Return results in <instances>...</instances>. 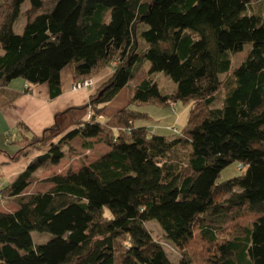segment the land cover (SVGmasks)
Masks as SVG:
<instances>
[{
	"label": "trees",
	"instance_id": "1",
	"mask_svg": "<svg viewBox=\"0 0 264 264\" xmlns=\"http://www.w3.org/2000/svg\"><path fill=\"white\" fill-rule=\"evenodd\" d=\"M253 1L0 0L6 104L43 84L55 99L66 67L76 82L113 70L76 107L90 115L73 129L63 133L55 121L37 136L17 124L8 160L41 154L0 189V204L15 205L0 211V264H173L150 221L178 250V264H264V16L248 12ZM156 73L175 89L161 92ZM15 79L25 88L11 86ZM126 86L129 101L105 116ZM178 101L190 105L182 130L164 135L137 123L150 116L133 104L175 109ZM98 143L108 150L77 169L35 177L67 151ZM233 163L240 173L219 182ZM37 183L48 187L27 191ZM32 232L50 238L35 244Z\"/></svg>",
	"mask_w": 264,
	"mask_h": 264
},
{
	"label": "crops",
	"instance_id": "2",
	"mask_svg": "<svg viewBox=\"0 0 264 264\" xmlns=\"http://www.w3.org/2000/svg\"><path fill=\"white\" fill-rule=\"evenodd\" d=\"M112 73V67L103 69L92 78L94 83L92 89L73 91L71 86L76 79L73 77L70 67H66L61 71V92L55 99H50L46 84L31 88L30 92L23 94L11 104H6L0 97V189L11 183L27 167L32 158L41 154V152H34L29 156L19 158L15 162L8 160L6 153L12 154L15 149L11 146V135L15 132L17 124L20 122L25 124L37 136L42 134L45 128L53 125L55 121L63 133L73 129L77 121H84L90 115L88 108L80 110L76 107L85 104L87 97L108 80ZM25 86L26 84L23 83L17 89H23ZM68 109L70 110L65 112ZM56 114L58 116H55ZM103 148L102 152L108 150L106 146ZM58 174L63 173L59 172ZM1 206L3 207L0 210L2 212L15 209L14 204L2 203Z\"/></svg>",
	"mask_w": 264,
	"mask_h": 264
},
{
	"label": "rangeland",
	"instance_id": "3",
	"mask_svg": "<svg viewBox=\"0 0 264 264\" xmlns=\"http://www.w3.org/2000/svg\"><path fill=\"white\" fill-rule=\"evenodd\" d=\"M26 9H27V4H24L22 6L23 13L25 12ZM248 12L258 13L264 16V0H254L251 6L248 7ZM24 23H25L24 17L20 16L14 29L17 32H19L22 26L24 25ZM249 48H250V45L247 44L245 45L242 51L236 54H233V56L231 57L233 68L237 67L241 63V61L246 56ZM222 79L224 80V83L226 85V81L229 80L230 77L228 78V75H223ZM154 80L155 82H157L160 91L164 93L172 92L176 87L173 81L162 73H156L154 75ZM74 82H76V80ZM22 85H23L22 79H15L11 84V86H13L14 88H18ZM93 85L91 89L93 88ZM81 89H87V88L83 87L78 90H81ZM121 90L122 92L118 93L112 99V101H110V103L106 105L105 110H104L105 116H110L112 113H114L120 107L124 106L129 101L128 87L126 86L122 88ZM226 92L227 91H224L223 88H221L218 91V93L216 94V96L218 97L215 103H213L214 104L212 105L213 107L214 106L219 107L222 104V101L226 95ZM88 102H89V96L85 100V104H87ZM83 105H80L79 107H82ZM132 107L149 113L150 117L148 119H141L137 121L138 124L150 126L151 128H154L157 133L164 134V135L171 134L170 131L172 130L173 127L176 128L177 130H182L186 126L188 114L190 111V105L183 104L180 101L175 102V107H174L175 109L171 108L169 105L159 104L155 102L136 103V104H133ZM60 137L61 135H58L55 139H53V142H56ZM11 138L13 140V135H11ZM103 150H104L103 146L98 143L96 147H94L93 151L91 152H85L79 149L75 152L67 151L65 157L60 161L58 165H55V166L49 165L45 169H39L35 172L34 175L37 179L42 180L50 176L53 173H57V174L59 172L65 173L68 169L75 170L78 167H80L83 163L89 162L90 160L94 159ZM239 173H240L239 165L236 163H233L221 171L218 181L220 182V181L226 180ZM47 187L48 185L37 183V184H33L29 186L27 191L33 192L37 190H44ZM4 203H7V202H4ZM9 204L12 205V203H9ZM1 208L3 209V207L0 204V210ZM146 226L151 232L152 236L161 243L163 249L165 250L167 254L168 259L173 264H178L179 259H180V254L178 250L176 249V247L172 243L166 240V238L164 237V233L162 232L160 227L154 221L147 222ZM31 236L35 244L44 243L50 238V235L48 233L32 232Z\"/></svg>",
	"mask_w": 264,
	"mask_h": 264
},
{
	"label": "built area",
	"instance_id": "4",
	"mask_svg": "<svg viewBox=\"0 0 264 264\" xmlns=\"http://www.w3.org/2000/svg\"><path fill=\"white\" fill-rule=\"evenodd\" d=\"M92 85H93L92 80L91 79H87V80H85L83 82H74L72 84L71 88H72V90H78V89L83 88V87H90L91 88Z\"/></svg>",
	"mask_w": 264,
	"mask_h": 264
}]
</instances>
